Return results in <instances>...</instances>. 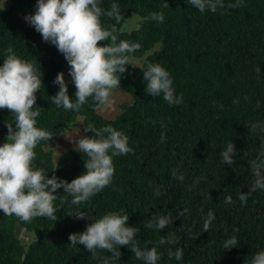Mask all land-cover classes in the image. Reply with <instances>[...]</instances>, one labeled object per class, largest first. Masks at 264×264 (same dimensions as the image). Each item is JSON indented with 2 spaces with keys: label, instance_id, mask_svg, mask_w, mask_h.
<instances>
[{
  "label": "trees",
  "instance_id": "trees-1",
  "mask_svg": "<svg viewBox=\"0 0 264 264\" xmlns=\"http://www.w3.org/2000/svg\"><path fill=\"white\" fill-rule=\"evenodd\" d=\"M113 2L124 17L117 25L118 39L141 48L132 55L137 67L127 65L121 76L120 88L130 101L121 103L115 116L106 117L92 110L91 100L79 112L51 104L49 98L59 91L53 81L60 72L65 74L70 98L76 99L69 65L25 20L35 13L37 0H0V66L11 46L43 74L44 87L36 93L35 109L41 113L37 126L55 137L78 120L83 129L89 124L112 125L129 137L134 150L113 158L110 185L86 203L71 205V196L58 189L56 195L67 200L54 202L56 221L34 218L24 223L0 210V264H104L105 258L110 264H144L128 246L120 247L119 258H110V251L98 249L92 256L83 245L70 246V234L83 232L95 217L121 210L129 215L128 226L137 228L139 246L157 247L161 254L157 264H245L264 250V190L251 193L247 204L238 199V193L249 191L253 181L249 162L264 145V132L248 130L253 123L264 125V0H243V7L234 8L227 5L236 0H224L225 7L215 13H201L186 0H100V5L107 11ZM152 12H163L164 21L148 18ZM101 19L105 26L114 22L106 16ZM133 19L135 25L127 28ZM148 63H159L170 72L183 103L170 106L162 96L146 94L143 70ZM235 99L239 104L233 103ZM6 122L14 118L9 110L0 109V145L6 142ZM50 141L36 147L35 168L69 182L84 174L82 153L67 149L56 161L47 148ZM229 141L237 149L233 165L223 164L220 155ZM173 168H179L183 182L173 177ZM229 195L233 202L225 204ZM185 208L188 212L179 216ZM210 210L215 218L204 232ZM79 211L90 215L82 220L70 215ZM153 214L168 215L172 222L161 231L148 229L145 222ZM20 226L33 233L28 244L18 235ZM169 233H175L178 241L160 245L159 239ZM233 235L237 246L225 250L223 243ZM176 248L183 250L180 261L168 256L169 249Z\"/></svg>",
  "mask_w": 264,
  "mask_h": 264
},
{
  "label": "clouds",
  "instance_id": "clouds-1",
  "mask_svg": "<svg viewBox=\"0 0 264 264\" xmlns=\"http://www.w3.org/2000/svg\"><path fill=\"white\" fill-rule=\"evenodd\" d=\"M186 2L201 13L218 8H224V0H186ZM243 0L229 3L227 7H243ZM107 17L113 23L105 26L102 17ZM119 4L113 2L105 11L100 0H37L36 11L25 17L27 23L41 34L44 42L54 45L65 57L69 65L71 82L75 85L76 99L69 96L68 84L64 72L57 74L53 83L59 86V91L50 97L51 104L66 111L79 112L82 106L92 101L91 107L95 112L107 109L111 103L113 90L119 88L121 76L127 71V65L132 63V55L140 50L141 45L126 39H118L120 30L117 25L123 20ZM150 19L162 23L165 19L163 12H152ZM102 41H110L101 45ZM137 67V66H136ZM257 73L259 69L257 68ZM42 72L35 63L22 59L9 46L5 50L3 65L0 66V109H7L14 122H6L8 129L6 142L0 145V210L5 216H15L24 223H31L34 218H47L56 221L55 201L67 200V196L56 195L58 189L71 196V205H82L93 196L110 185L114 173L116 156H126L134 150L129 145V137L112 125L96 128L89 124L85 132H94L95 136H80L72 139L75 150L82 153L85 159L84 174L71 182L53 175L48 177L42 168H35V149L41 142H49L53 134L38 127L37 120L41 115L35 109L38 91L44 87ZM146 82V94L153 97L162 96L170 106L183 103V94L177 96L173 87L170 72L159 63H148L143 70ZM233 103L239 104L235 99ZM264 132V125L253 123L249 131ZM166 136L162 133L161 142ZM237 149L229 141L220 155L222 163L233 165ZM253 181L247 193H238L242 204H247L251 193L264 190V145L256 159L249 162ZM179 168L172 169L174 178L184 181V175L179 174ZM198 183V181H197ZM161 194L157 187L155 195ZM225 204H231L232 197L225 198ZM188 209L178 212L183 216ZM77 220L85 219L90 212L79 211L74 214ZM214 214L211 210L204 219L203 231L208 232ZM129 215L120 212H108L101 217H95L81 233L69 235L70 246L83 245L91 251H110V258H119L120 247L128 246L137 260L144 264H157L161 258L157 247L142 249L136 241L137 228L128 226ZM172 222L168 215L153 214L151 221L145 222V227L161 231ZM178 241L175 233H169L159 239L160 245L175 244ZM235 235L223 243L225 250L237 246ZM169 258L180 261L183 250L169 249ZM104 264H110L105 258ZM245 264H264V250L254 253L251 260Z\"/></svg>",
  "mask_w": 264,
  "mask_h": 264
},
{
  "label": "rangeland",
  "instance_id": "rangeland-1",
  "mask_svg": "<svg viewBox=\"0 0 264 264\" xmlns=\"http://www.w3.org/2000/svg\"><path fill=\"white\" fill-rule=\"evenodd\" d=\"M135 22V19L129 21L127 24V28L134 26ZM130 99V95L124 92L121 88L114 89L111 97V105L107 109L101 111V114L106 117L115 116L119 111L121 103L130 101ZM80 136H87V134L83 129L82 122L78 120L63 134L52 137L47 148L53 151L54 158L57 161L62 152L67 149L75 148V144L73 143L72 139L75 138L78 140ZM18 235L25 244H28L33 239V233L22 226L18 227Z\"/></svg>",
  "mask_w": 264,
  "mask_h": 264
}]
</instances>
